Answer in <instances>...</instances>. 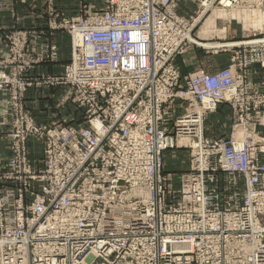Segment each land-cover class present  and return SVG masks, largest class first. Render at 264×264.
Segmentation results:
<instances>
[{"label": "built area", "instance_id": "1", "mask_svg": "<svg viewBox=\"0 0 264 264\" xmlns=\"http://www.w3.org/2000/svg\"><path fill=\"white\" fill-rule=\"evenodd\" d=\"M178 1L106 0L62 20L51 4V27L72 36L62 75L32 73L57 61L56 42L38 46L22 30L8 37L0 264H264V91L248 81L253 64L264 66V38L234 43L233 64L216 73L182 75L176 58L192 44L194 20L178 14ZM56 86L62 115L39 122L26 92ZM222 104L234 112L232 133L211 139L204 122ZM31 145L41 146L42 167ZM181 147L190 168L176 183L163 153Z\"/></svg>", "mask_w": 264, "mask_h": 264}, {"label": "crops", "instance_id": "2", "mask_svg": "<svg viewBox=\"0 0 264 264\" xmlns=\"http://www.w3.org/2000/svg\"><path fill=\"white\" fill-rule=\"evenodd\" d=\"M192 2L194 3V0H180L177 8L178 13L181 16H187L188 9H191L190 11H192L191 13H193V9L195 6ZM58 5V12L64 16H69L68 14L71 11H74L73 7L67 8L68 6L65 3ZM254 5H257V0H253L252 3L249 2L248 6L254 7ZM49 14L50 13L46 5V0H0V60L4 58L6 52L8 51V36L12 34L15 30H26L35 34V41L38 46L41 45V43H47L50 41L56 42L60 50L61 60L62 53H64L63 51L65 50L66 46H68L70 43V36L65 30H54L49 26ZM263 16L264 15H260V19H258L256 22V27L250 26L245 29L247 31H264V23L261 27L258 26L259 23L263 22ZM230 29L234 32L236 31V28L234 29V27H230ZM216 46L218 45H214L212 47ZM206 48L211 47L208 46ZM233 61L234 57L231 56V54L229 53H223V51L219 52L217 50H192L190 53L179 55L176 58V65L182 75H187L188 73L193 72L198 68H203L209 73L217 72L232 64ZM59 62L44 63L40 67L35 68L32 73L37 74L39 72H42L57 74L60 67ZM248 81L253 85V87L259 88L264 91V66L259 63L252 65L248 72ZM64 92L65 89L61 87L53 89L32 87L28 89L26 94L27 104L31 108L35 106V102H38L39 106L41 107L40 109H42L41 112L44 110H48V108L51 106L52 108H55L57 105L56 102H60L59 94L63 93L64 95ZM0 97H3L2 93L0 94ZM1 115L2 114L0 113V117ZM209 119H212L213 121V129L212 131H206L205 134L208 137H228L230 135L233 123L235 121V115L228 105H220L216 112L206 117L205 122L208 123V127L210 123L212 124V121H210ZM259 126V132L264 136V123ZM35 149H38V146L31 145L30 156L35 153ZM180 151L182 152V150L167 151L165 153L164 158L168 159V153H179ZM39 157H42V155ZM178 171V169L174 168L169 172Z\"/></svg>", "mask_w": 264, "mask_h": 264}, {"label": "rangeland", "instance_id": "3", "mask_svg": "<svg viewBox=\"0 0 264 264\" xmlns=\"http://www.w3.org/2000/svg\"><path fill=\"white\" fill-rule=\"evenodd\" d=\"M202 1H203V6H202ZM179 2H180V0L177 3V8H178ZM249 2L252 3L253 0H241L236 5H233L231 7H225V6H222L218 3L213 4V1H209V0H194V3L192 2L193 5L195 6L193 9L194 12L191 13L192 12V11H190L191 9H188V15L182 16V17L187 18V19H191V17H192V19L194 20V22H193L194 26L192 27V29L194 28L193 29L194 35H191L192 39H189L192 42V44H190L188 46V48L185 50V52L182 55H184L186 53H190L192 50H199V51H201V50L202 51H215V50H217L219 52L223 51V53H229V54H231V56L235 57L234 49L230 48L233 45H237L234 43H239V42L258 39V38H264V31H247L245 29V28H248L250 26H255V27L257 26L256 22L258 19H260V15H264V1L257 0V5H254V7L248 6ZM62 3L67 4V6H68L67 8L73 7L74 11H71L68 14L69 16H64V15L60 14L57 18L58 20H62L63 18L70 19V18L76 17L82 11H86V10H89L92 12L100 11L105 7L106 0H46V5L48 7L49 13H50V6L53 5L54 9L58 12V10H57V8L59 6L58 4L61 5ZM206 3L208 5H206ZM177 8H176V10H177ZM205 9H207V10H205ZM56 11H54V12L57 13ZM49 16H50L49 26L51 27V23H53V21H54L53 20L54 14L53 15L49 14ZM49 16H47V17H49ZM192 19H191V21H192ZM262 21L263 22L259 23L258 26L261 27L262 24L264 23V16H263ZM230 27H234V29L236 28V31L234 32L233 30L230 29ZM22 31H26V30H22ZM65 31L70 36V43L68 46H66L65 50L63 49L64 53H62L61 60H60V50H59V56H58V59L55 63H58L60 60V62H59L60 67H59L58 73L55 75L64 74L67 70L68 65L71 62L72 36L67 30H65ZM201 42L202 43H211V44L220 45V46L206 48V47L201 45ZM212 64H214V63H212ZM232 64H230V65H232ZM256 64H258V63H256ZM229 66H227V67H229ZM200 69H203V68H200ZM210 73H216V72H210ZM48 74H51V73H48ZM49 88L53 89L52 87H49ZM54 88H58V86H56ZM26 94H27V92H26ZM62 96H63V93H60L59 94V97H60L59 101H61ZM64 96H63V98H64ZM25 98H26V104H27V96H25ZM63 98H62V100H63ZM35 103H36L35 106H33L31 108L29 107V108L32 110L34 116L36 117V119L39 122H44L45 120L49 119L50 116H52V115L54 116L55 114L62 115L61 112H63V111L60 112L59 110L52 108V106L49 107L48 110H44L41 112L42 109H40L41 107L39 106L38 102H35ZM56 103H58V102H56ZM262 110L264 111V108ZM43 112L46 114H44ZM209 120L212 121V119H209ZM205 121H206V119H205ZM259 122H260V124H258V126H257L258 132H259V127H260L259 125H262V123H264V113L260 116ZM233 125H234V123H233ZM212 129H213V121H212V124L211 123L209 124V127H208V123L204 122V134L206 133L207 130L212 131ZM232 129H233V126H232ZM237 131H238L236 133L237 138L242 139L244 137H248V134L243 127H240L239 129H237ZM231 133H232V130H231ZM231 133H230V135H231ZM259 134H260V132H259ZM260 137H264V136L262 134H260ZM209 138H212V137H209ZM216 138H218V137H216ZM253 138L255 140L256 136H253ZM37 146L41 147L40 145H37ZM39 147H38V149L34 150L35 153L32 156H30V158H31L33 164L42 167L43 166V163H42L43 160H42V157H39V156H41L43 152H42V149ZM172 150H182V152L180 151L179 153H177V152L168 153V156H167L168 159L164 158V169H165V172L167 174L172 175V177L175 179V182L177 183L179 174H181L182 172L188 171L190 168V161H189L190 150L188 148H185V147L176 148V149H172ZM172 150H169V151H172ZM165 153H164V156H165ZM5 155H8V152ZM174 168L178 169L179 171L178 172H169L170 170H173Z\"/></svg>", "mask_w": 264, "mask_h": 264}, {"label": "bare ground", "instance_id": "4", "mask_svg": "<svg viewBox=\"0 0 264 264\" xmlns=\"http://www.w3.org/2000/svg\"><path fill=\"white\" fill-rule=\"evenodd\" d=\"M228 3H230L229 1H228ZM206 5H208L207 3H206ZM228 6H229V4H227ZM205 10H207V9H205ZM193 27V26H192ZM192 29V28H191ZM191 32L189 33V35L187 36L188 37V39H192V37H191ZM82 38V36H81V34H78V35H76L75 36V40H79V39H81ZM200 42V41H199ZM201 45L202 46H205V47H212V46H214V44H211V43H202L201 42ZM224 45V44H223ZM218 46H220V45H218ZM74 77H76V72H75V70H74ZM181 112V108H179V109H177V113H180ZM206 136V135H205ZM206 137H208V136H206ZM189 138L190 137H188V136H185V137H181V138H179L178 139V143L180 144V145H183V144H185V145H188L190 142V140H189ZM211 139H214V138H211ZM239 142H242V141H244V140H246L247 139V137H244V138H242V139H240V138H236ZM173 149H176V148H173ZM169 150H172V149H169ZM169 150H166V151H169ZM165 151V152H166ZM164 152V153H165ZM164 153H163V164H164ZM189 161H190V154H189ZM183 173V172H182ZM9 242V240L8 239H4L3 240V243H8Z\"/></svg>", "mask_w": 264, "mask_h": 264}]
</instances>
